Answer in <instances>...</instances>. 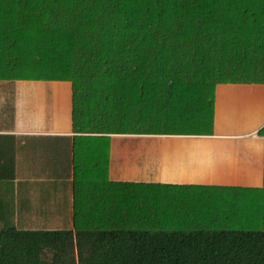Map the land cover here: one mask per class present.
I'll list each match as a JSON object with an SVG mask.
<instances>
[{
  "label": "trees",
  "instance_id": "16d2710c",
  "mask_svg": "<svg viewBox=\"0 0 264 264\" xmlns=\"http://www.w3.org/2000/svg\"><path fill=\"white\" fill-rule=\"evenodd\" d=\"M22 80L70 82L75 133L210 135L216 85H264V0H0V81ZM11 187L0 264H264V177L74 181L53 229L22 224Z\"/></svg>",
  "mask_w": 264,
  "mask_h": 264
},
{
  "label": "crops",
  "instance_id": "0c3cea01",
  "mask_svg": "<svg viewBox=\"0 0 264 264\" xmlns=\"http://www.w3.org/2000/svg\"><path fill=\"white\" fill-rule=\"evenodd\" d=\"M263 127V84L216 85L210 135H162L75 133L70 82L0 81V182L22 224L49 229L74 181L257 189Z\"/></svg>",
  "mask_w": 264,
  "mask_h": 264
}]
</instances>
